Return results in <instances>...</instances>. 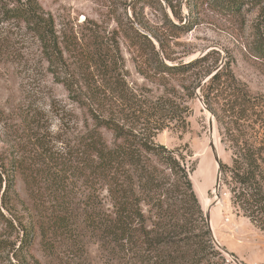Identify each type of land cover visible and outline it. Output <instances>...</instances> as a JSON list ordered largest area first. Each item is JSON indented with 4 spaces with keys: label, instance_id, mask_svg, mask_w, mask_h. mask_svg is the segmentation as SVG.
<instances>
[{
    "label": "rangeland",
    "instance_id": "1",
    "mask_svg": "<svg viewBox=\"0 0 264 264\" xmlns=\"http://www.w3.org/2000/svg\"><path fill=\"white\" fill-rule=\"evenodd\" d=\"M39 1L54 16L60 36L79 42L77 51L66 52L74 75L72 81L78 83L76 88L84 86V76L93 74L97 86L107 89V94L119 104L135 101L128 109L142 112L143 118L164 112L162 109L168 106L165 100L174 103L170 113L173 117L167 121L170 127L161 130L155 140L187 155L193 165L191 178L201 206L205 215L210 212L214 241L227 260L231 264H264V231L232 206L222 181L216 187L219 165L211 144L214 143L220 162L231 164L232 153L222 141L200 90L201 84L229 63L235 76L253 93L264 95V58L257 55V47L264 40V0H243L237 10L230 9L226 0ZM4 6L0 1V111L5 112L4 117H12V127L19 122L21 112L37 113L42 122L38 132L45 146L33 148V137L22 128L18 132L22 137H16L15 129L5 127L0 114V147L10 151L16 141H21L17 152L24 159L26 173L33 171L42 180L32 189L48 196L46 180L57 176L60 183L56 181V196H65V204H69V188L78 197L87 191L80 181L69 186L75 180H69V147L76 145L78 135L93 122L74 101L77 94L68 91L50 72L38 41L27 33L24 24L4 19ZM132 24L152 39L164 61L187 68V73L152 77L151 64H140L136 57L138 45H143L147 53L150 45L135 35ZM94 53L103 63L88 70L82 62ZM209 68L212 70L207 74ZM103 132L111 141V132ZM48 169L54 174L46 173ZM16 188L31 205V186L21 171L16 173ZM99 194L111 207L107 192L100 190ZM48 197L51 199L45 201L44 210L49 216L56 212L57 201L52 195ZM48 234L52 237V250L44 246L45 239L37 229L30 246V254L40 264H112L98 242L89 236L83 238L85 253L72 254L69 240ZM0 237L17 242L18 247L20 232L0 221ZM6 255L8 251L0 255V264H9ZM27 261L34 264L29 255Z\"/></svg>",
    "mask_w": 264,
    "mask_h": 264
},
{
    "label": "trees",
    "instance_id": "2",
    "mask_svg": "<svg viewBox=\"0 0 264 264\" xmlns=\"http://www.w3.org/2000/svg\"><path fill=\"white\" fill-rule=\"evenodd\" d=\"M0 1L5 5L4 19L24 24L27 33L38 41L50 72L68 91L77 94L74 101L93 122L78 135L76 145L69 147V180L75 178L69 186L80 181L87 191L78 197L69 188V204H65V196L58 198L55 193L59 177L51 176L46 187L50 190L48 196L52 195L57 203L56 212L49 216L44 203L51 198L32 189L42 180L33 171L26 173L24 159L17 152L21 141L12 145L14 149L10 147L13 152L0 147V221L20 232L18 247L17 242L0 237V255L8 251L9 264H28L27 255L34 264H40L29 252L37 229L48 250L53 248L48 234L51 232L69 240L72 254L85 253L83 238L89 236L98 242L112 264H231L214 241L193 185V165L187 155L155 140L161 130L170 127L167 121L173 117L170 113L174 103L165 100L164 104H171V108L164 107V112L143 118L142 112L128 109L135 101L119 104L107 94V89L97 86L93 74L84 76L85 87L76 88L78 83L72 81L74 75L66 52L77 51L79 42L60 36L54 16L39 0ZM226 1L231 4L230 9L236 10L243 2ZM134 31L150 45L148 53L143 45H138L136 57L140 64H151L152 77L187 73V68L164 61L148 35L135 27ZM257 51L258 57L264 58V40ZM93 56L88 55L82 62L88 70L103 63L98 54ZM165 58L171 59L169 55ZM200 90L222 141L232 153L231 164L221 162L222 185L229 192L232 206L264 231V95L253 93L235 76L229 63L201 84ZM0 114L5 127L15 129L16 137H22L18 135L22 128L33 137V148L45 146L38 132L42 122L37 113L21 112L13 127L12 117H4V111ZM103 130L111 132V141ZM19 171L31 186V205L16 188ZM46 173L54 174L51 169ZM100 190L107 192L111 207L105 205Z\"/></svg>",
    "mask_w": 264,
    "mask_h": 264
},
{
    "label": "water",
    "instance_id": "3",
    "mask_svg": "<svg viewBox=\"0 0 264 264\" xmlns=\"http://www.w3.org/2000/svg\"><path fill=\"white\" fill-rule=\"evenodd\" d=\"M210 129L213 131V119L210 120ZM211 146H212V149H213V153L215 155V159H216V161H217V163L219 165V171H218V174H217V182H216V187L218 189L219 186H220V181H221V162H220L219 156H218L217 151H216V147H215L213 142H212ZM218 196H219V194H218ZM206 219H207L209 227L211 228L210 212L209 211L206 213Z\"/></svg>",
    "mask_w": 264,
    "mask_h": 264
}]
</instances>
